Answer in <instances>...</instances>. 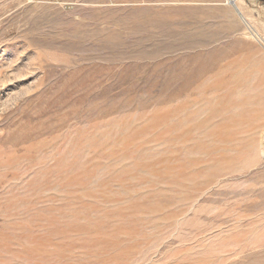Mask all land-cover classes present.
<instances>
[{"label": "rangeland", "instance_id": "obj_1", "mask_svg": "<svg viewBox=\"0 0 264 264\" xmlns=\"http://www.w3.org/2000/svg\"><path fill=\"white\" fill-rule=\"evenodd\" d=\"M234 2L254 31L226 0H0V264H264V8Z\"/></svg>", "mask_w": 264, "mask_h": 264}, {"label": "crops", "instance_id": "obj_2", "mask_svg": "<svg viewBox=\"0 0 264 264\" xmlns=\"http://www.w3.org/2000/svg\"><path fill=\"white\" fill-rule=\"evenodd\" d=\"M235 1V0H234ZM247 1H249V0H247ZM247 1L246 0H240V6L241 7H243L244 5H247L246 3H247ZM253 3H254V5H257L259 8H264V0H251ZM235 3V2H234ZM235 5H236V3H235ZM236 7L238 8V10H239V12L241 13V18L242 19H244V20H247V18L246 17H244V15L242 14V12H241V10L239 9V7L236 5ZM239 15V14H238ZM246 18V19H245ZM247 22H248V20H247ZM249 23V22H248ZM250 24V23H249ZM250 26L252 27V25L250 24ZM253 30V29H252Z\"/></svg>", "mask_w": 264, "mask_h": 264}, {"label": "water", "instance_id": "obj_3", "mask_svg": "<svg viewBox=\"0 0 264 264\" xmlns=\"http://www.w3.org/2000/svg\"><path fill=\"white\" fill-rule=\"evenodd\" d=\"M231 4H232V6L234 7V9L236 10V12L239 14V16L242 17V16H241V13L239 12L238 8L236 7L234 1L231 0Z\"/></svg>", "mask_w": 264, "mask_h": 264}, {"label": "bare ground", "instance_id": "obj_4", "mask_svg": "<svg viewBox=\"0 0 264 264\" xmlns=\"http://www.w3.org/2000/svg\"><path fill=\"white\" fill-rule=\"evenodd\" d=\"M226 1L231 3V0H226ZM232 1H234V0H232ZM244 21H246L245 23H248L247 20H244ZM247 25H248V28H249L250 30L253 29V28L250 26L249 23H248ZM252 31H254V30H252Z\"/></svg>", "mask_w": 264, "mask_h": 264}]
</instances>
